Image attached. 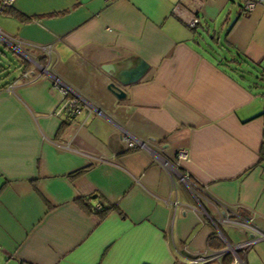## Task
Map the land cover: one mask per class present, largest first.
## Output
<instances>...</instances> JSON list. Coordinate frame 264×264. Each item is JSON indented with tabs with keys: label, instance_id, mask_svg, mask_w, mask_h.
<instances>
[{
	"label": "crops",
	"instance_id": "crops-1",
	"mask_svg": "<svg viewBox=\"0 0 264 264\" xmlns=\"http://www.w3.org/2000/svg\"><path fill=\"white\" fill-rule=\"evenodd\" d=\"M236 2L16 0L0 11L19 63L0 83V264H187L219 236L203 206L264 231V93L243 64H225L244 58L264 73V0ZM137 58L149 70L119 100L109 82ZM54 77L86 101L81 113L58 112ZM124 130L153 152L128 148ZM103 203L118 208L100 218ZM220 227L225 244L253 235ZM263 243L244 264L263 260Z\"/></svg>",
	"mask_w": 264,
	"mask_h": 264
},
{
	"label": "built area",
	"instance_id": "built-area-1",
	"mask_svg": "<svg viewBox=\"0 0 264 264\" xmlns=\"http://www.w3.org/2000/svg\"><path fill=\"white\" fill-rule=\"evenodd\" d=\"M16 0H0V11H4L10 7H13ZM258 0H247L245 2L246 9L252 10L257 6ZM46 53H51L50 47H43L41 48ZM40 73H44L46 67L43 65H38ZM29 74H26V76ZM53 85L60 89L62 92L61 94L64 97V104H62V108H60L59 113L62 111H71L74 114H79L82 112L83 106H85L86 101L82 99V97L75 94V91L72 90L67 84H64L59 78L54 77ZM10 90L12 89V86H10ZM123 141L126 143L128 148L135 150V149H145L147 152L152 153L153 149L145 144L144 142L137 139V136L135 137L133 134L128 132L127 130H124V139ZM263 149H264V142H263ZM180 160H186L188 159V155L186 152L181 151L179 154ZM169 161H162L163 165H165L168 169L172 168L174 166L170 165L168 163ZM180 180L185 184L186 188L190 190L193 198L197 200V202H200V205L203 204V201L208 200L206 191L204 188L199 186L198 184L192 182L190 179V176L188 174H180L179 173ZM100 207V206H99ZM203 206L202 211L208 218L212 220V223L215 224L218 232L217 234L226 242V239L224 235H222L220 230V225L223 224H237L242 226L245 229L250 230V232L253 234L248 240L238 243L236 245H231L228 242L225 244V248L219 249V250H208L204 253L199 254L198 256L192 257L189 260V263L187 264H206L213 262L215 260H219L221 257L231 254L233 255V262L232 264H236L241 262V264H244L243 258L240 256L241 254H246L248 250L256 245L257 243H262L264 241V231L260 228H258L251 219L245 220V219H235L232 214H225L220 215L218 219H214L210 216L209 212L204 209Z\"/></svg>",
	"mask_w": 264,
	"mask_h": 264
},
{
	"label": "rangeland",
	"instance_id": "rangeland-1",
	"mask_svg": "<svg viewBox=\"0 0 264 264\" xmlns=\"http://www.w3.org/2000/svg\"><path fill=\"white\" fill-rule=\"evenodd\" d=\"M235 1H237L236 3L239 5L242 0ZM0 50L6 51L7 53L6 56H2L0 53V83L1 81L2 83H4L9 79L10 76H12V74L14 73L13 71L16 70V68L19 66V63L16 60L17 55L15 53H17V51L14 50L11 46H8L2 39H0ZM243 63L244 62H242V64ZM260 69L261 68L259 66H255V64H245L240 70L243 71L242 75L243 77H245L244 81L248 86H254L255 84H258L256 89L264 93V76H261ZM232 74H235V76L239 78L237 72H232ZM257 263L264 264V258L263 260L261 258L258 259Z\"/></svg>",
	"mask_w": 264,
	"mask_h": 264
},
{
	"label": "water",
	"instance_id": "water-1",
	"mask_svg": "<svg viewBox=\"0 0 264 264\" xmlns=\"http://www.w3.org/2000/svg\"><path fill=\"white\" fill-rule=\"evenodd\" d=\"M149 63L143 58H137L133 65L118 69L113 75V79L109 82L108 89L111 93L115 95L119 100L125 99L127 94H125L124 87L138 82L146 72L149 70ZM96 198V196H94Z\"/></svg>",
	"mask_w": 264,
	"mask_h": 264
},
{
	"label": "trees",
	"instance_id": "trees-1",
	"mask_svg": "<svg viewBox=\"0 0 264 264\" xmlns=\"http://www.w3.org/2000/svg\"><path fill=\"white\" fill-rule=\"evenodd\" d=\"M111 1H115V0H111ZM4 11H8V12H10V11H12V13H13V7H10V8H8V9H6V10H4ZM17 14H19V13H17ZM20 15V14H19ZM20 16H23V14H21ZM2 51V50H1ZM226 65H228V66H231L232 67V70H236L237 68L236 67H234V66H232L231 64L232 63H235V64H237V65H242V62H244L243 63V65H245V64H253V63H251L249 60H247V59H243L242 61L240 60V59H238V58H227L226 60ZM236 61H238V62H236ZM41 65H43L44 67L46 66V63H47V61H46V59L44 58H42L41 60H40V62H39ZM255 66H259V65H256L255 64ZM263 74L264 73H262L261 74V76H263ZM70 116H73L74 115V113L73 112H71V111H69V113H68ZM73 114V115H72ZM67 126V123H63V126H62V129L63 128H65ZM62 129H60V131L62 130ZM263 137H264V134H263ZM263 142H264V139H263ZM262 149H263V147H262ZM263 154H264V149H263ZM263 159H264V157H263ZM85 169H82V170H80V171H77L76 173H74V174H72V175H76L77 173L79 174V173H81L82 171H84ZM2 190H3V187L2 188H0V192H2ZM104 204V203H103ZM118 207H116V206H114V205H107V204H104L103 205V207L101 208V209H98L97 210V216H99L100 218H103V217H105V215L108 213V212H110V211H112V210H114V209H117ZM216 233H213V235H211V237H210V242H209V248H211V249H215V250H219V249H223V248H225V242L219 237V236H217V235H215ZM254 247V246H253ZM252 248V247H251ZM224 261H225V263H230L231 261H232V255L231 254H228V255H226V257H224Z\"/></svg>",
	"mask_w": 264,
	"mask_h": 264
}]
</instances>
